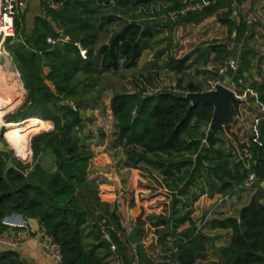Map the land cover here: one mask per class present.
Here are the masks:
<instances>
[{
	"label": "trees",
	"instance_id": "obj_1",
	"mask_svg": "<svg viewBox=\"0 0 264 264\" xmlns=\"http://www.w3.org/2000/svg\"><path fill=\"white\" fill-rule=\"evenodd\" d=\"M188 1L61 0L57 8L41 2L42 8L33 16L31 28L26 31L19 15L14 36L6 37V41L16 38L7 49L18 66L26 91L23 104L7 121L26 123L35 130L39 121L24 119L37 117L50 121L52 127L31 139V163L16 162L8 151L0 149V220L11 211L37 219L60 245L63 264H110L112 253L109 242L100 237L102 226L107 227L116 243V254L122 264H133L131 247L136 250L139 264H161L152 261L156 255H149L141 243L131 246L126 235L123 240L115 237L119 205L116 196L110 202L101 201L97 185L88 179L91 156L80 138L87 123L82 110L96 100L104 73L138 66L155 34L147 18L161 15L160 20L167 25L172 19L170 12L180 10ZM221 1L231 5V0ZM218 2L211 0L202 10L178 12L175 17L212 11ZM228 13V10L223 12L225 16ZM223 18L232 26L227 17ZM49 36L55 39L54 43L47 42ZM78 44L86 49L85 58L80 55ZM248 52L238 60L231 80L236 82L238 95L246 87L254 95L247 94L238 109L229 105L223 130L215 134L203 154V140L212 117L211 105L192 106L182 94L167 88L145 95V87L139 89L137 84L134 91L115 92L110 97L114 122L108 148L120 151L122 167L131 169L132 174L135 170L147 171L149 167L158 171L159 183L170 200L169 212L144 215L143 210L134 208L135 198L129 191L121 199L132 213H137L131 225L138 236L144 234L140 227L149 222L159 250L166 236L173 237L178 251L172 264H194L205 256L206 237L191 219L192 205L198 196L224 197L241 186L255 188L248 202L238 209L236 216L213 218L208 226L231 231L229 242L218 248L223 264H264V72L250 73ZM199 54L195 59L198 64H217L209 75L214 77L228 51L223 42L215 41ZM190 58V55L170 57L165 69L182 73L188 68ZM158 76L156 70L138 75L145 85ZM182 82L178 77L175 88L192 92L201 89L191 82L185 87ZM20 101L21 98L15 107ZM241 116L244 119L239 121ZM237 122L245 141L237 143L232 133L222 141L226 150L215 149L217 139L222 140L224 133L230 132L231 125ZM12 131L7 130L5 137ZM30 136L16 134L23 156L30 151ZM13 148L18 155L16 147ZM46 152L53 159L50 168L39 164ZM249 173L254 174L252 181H247ZM197 186L199 192L190 193ZM185 223L189 226L179 230ZM0 264L24 263L14 251L3 250Z\"/></svg>",
	"mask_w": 264,
	"mask_h": 264
},
{
	"label": "rangeland",
	"instance_id": "obj_2",
	"mask_svg": "<svg viewBox=\"0 0 264 264\" xmlns=\"http://www.w3.org/2000/svg\"><path fill=\"white\" fill-rule=\"evenodd\" d=\"M41 1V0H40ZM261 1V0H259ZM42 6V5H41ZM23 11L20 14V19L22 18V23L25 26L26 31L31 28L32 18L35 15L36 8L33 6L24 7ZM253 11L258 16V21L250 26L248 32L251 33L242 40H235L230 38V34L227 33V27L225 24H221L217 17H212V11H206L204 13L198 15H188L184 18L176 19L171 21L169 20L168 24L165 25L164 22L160 20L161 15H157L154 17L147 18L153 25L154 29V37L151 40L149 48L143 53L138 66L135 69L131 70H120L116 73L107 72L101 76V83L99 93L96 96V100H94L89 107L82 110V115L86 119V126L83 128L82 132L87 133L90 129L97 137L99 136V131L104 130L107 127L110 129V132L113 128L112 120L108 119V116H111V112L108 110L109 108V98L113 93H123V92H131L135 90V85H139V89H147L161 86L163 89L168 87H176V82L178 77L183 79L182 85L186 87L188 83H194L203 87L206 79L209 78L211 74V69L217 64H211L213 67L209 70L204 69L201 64L195 62L196 56H199V53H202L203 48H205L208 44L220 41L224 42L227 39H232L236 42V48L234 51L235 56L238 60H241L242 54L249 50L250 53V65L251 70L250 73L256 75V73L261 70L264 72V3L263 1L257 2L256 6L252 8ZM38 11V10H37ZM40 12V10H39ZM245 25V24H244ZM16 40L15 37L12 38L11 41H6V38H1L0 36V44L2 49L8 52L11 55V62L6 63V61L0 62V73L6 76L7 80H3L0 77V117L2 115L3 121H0V149L6 150L12 156L14 161L19 163H31V139L37 135L38 133L45 131L43 129L47 128L48 124H51L48 120L39 119L37 117H31L24 120L29 119H38L39 124L35 130H32L28 124L22 122H12L9 123L7 121V117L15 114L20 106L23 104L26 91L23 88L20 72L18 66L13 58V55L10 53L9 49H7V45L14 42ZM101 41L104 38L100 39ZM83 47V46H82ZM185 55H190L191 58L188 61V68L182 73L176 74L175 72L166 70V60L170 57L175 59L182 58ZM10 64V65H9ZM263 65V66H260ZM148 70H152L158 72L159 76L152 81L151 84H143L139 79L138 75L142 72H147ZM8 71V72H7ZM11 71V72H10ZM10 72V73H9ZM208 72V73H207ZM0 74V75H1ZM13 74V75H12ZM8 76V77H7ZM9 78V79H8ZM2 79V80H1ZM5 81V82H4ZM11 83L9 87L6 88V82ZM11 81V82H10ZM3 84V85H2ZM235 80H231L228 82L229 87L235 88ZM150 86V87H149ZM4 87L6 89H4ZM103 87V89H102ZM147 87V88H146ZM145 91V90H144ZM237 94V93H236ZM250 94V92H247ZM246 94V95H247ZM238 95V94H237ZM246 95L242 97H246ZM21 98V101L18 106L15 107L17 101ZM15 107V108H14ZM14 108V109H13ZM12 110V111H11ZM7 113V114H6ZM44 121V122H41ZM21 121V120H17ZM208 128V127H207ZM206 128V131H207ZM13 130L11 133L7 134L5 137V132L7 130ZM203 128L202 130H204ZM232 129V128H231ZM230 131V130H229ZM234 131L224 133L222 140H218L215 143V149H225L227 146H224L222 141L226 139V137H230ZM81 132V133H82ZM17 133H22L24 135H30L29 139V153L26 156H23L20 152L19 145L15 139ZM111 134V133H110ZM233 138V136H232ZM10 142H9V141ZM11 143V144H10ZM237 143H240L238 140ZM16 147L18 155L13 146ZM208 147V144L205 142L203 146V153H205V149ZM23 158V159H22ZM44 166H48V160L43 161ZM119 163V162H118ZM136 177L134 179V183L132 186H125V192L122 191L121 197L130 192V196L138 193L139 201H143L147 199L150 195V198L154 200L151 204V212H148V215L160 214V213H168L169 207V198L166 196V192L162 188L159 183L160 175L158 171L154 168L149 167L147 171H139L136 172ZM141 175V176H139ZM126 180V179H125ZM127 183V182H126ZM137 190V192H136ZM192 192H199L198 186L189 190ZM147 197V198H145ZM181 199H184L181 197ZM219 209V206H213L209 211L212 210L211 213H216ZM154 212H153V211ZM193 211V210H192ZM208 211V212H209ZM207 212V213H208ZM213 217V215L211 216ZM210 218L207 219V221ZM147 231H151L153 234V229L150 226L149 222L146 223ZM207 229L203 226L201 229L204 233H208L204 231ZM210 234V233H208ZM207 242V241H206ZM207 252L205 255L209 258H212L216 253L215 248L211 243L207 242Z\"/></svg>",
	"mask_w": 264,
	"mask_h": 264
},
{
	"label": "crops",
	"instance_id": "obj_3",
	"mask_svg": "<svg viewBox=\"0 0 264 264\" xmlns=\"http://www.w3.org/2000/svg\"><path fill=\"white\" fill-rule=\"evenodd\" d=\"M261 1H263L264 3V0H261ZM261 1L259 0H237L238 12L236 15L233 16L231 13V5L221 3L223 1L219 0L218 4L212 10L211 15L212 17L216 16L221 24H225V26L227 27V33H228V30L230 29V36H229L230 38L240 41L244 39L245 36L247 37L251 33L250 31L248 32V29L250 27L247 26L245 22V15L247 11L252 10V8L256 6V3L261 2ZM30 6H33L36 8L37 13L35 14H38L39 10H41L42 8L40 0H26L25 7L26 8L28 7L29 9ZM227 10L229 13L227 14V16H225L223 12H226ZM223 17H227L232 22V26H228V22L225 21L226 19ZM172 18L176 19V17H172ZM211 57H212V54H210L209 58ZM211 64L212 63L208 62L206 66L202 64L201 65L204 67V69L209 70L213 67V65ZM260 66H263V65H260ZM244 75L246 76V74ZM247 92H250L251 95H254V92L248 87L244 89L241 95L245 96ZM241 95H239L240 96L239 99L241 100L245 99ZM108 119L112 120V123L114 122L112 113H111V116L110 115L108 116ZM243 119H244V116H241L239 118V121ZM239 125H240L239 122L231 125V128L234 129L233 138L236 137L240 142H243L245 141V138L243 135V129H237ZM51 127H52V123L47 127V129H44V130H49L51 129ZM231 128H230V131H232ZM89 131L93 132L92 129H90ZM89 131L87 133L82 132V134L80 135V138L83 144L86 146L91 156L89 159L88 179L93 180L94 183L97 185L99 199L103 202H110L114 199V197L118 194V192L120 191L125 192L124 187L126 185L129 186V188L127 189L130 190V186H132L133 183L135 182L134 179L137 176L136 172H139V170H135L134 174H132L131 169L122 167L121 163L123 160V156L120 153V151L118 149L108 148V142H109V139L111 138V135H110L111 132L108 127L107 129L105 128L104 130L99 131L98 137L94 134L95 132L90 133ZM45 159L48 160L49 162L47 167H45L43 163ZM52 163H53V159H52L50 152H46L41 155L39 159V164L42 167L50 168ZM254 191H255V188L253 189L251 188V186H241V187L236 188L229 195L224 196V197L220 196L219 194H216L212 197L208 196L207 194H201L200 196H198V198L194 201L192 205L193 211L191 213V219L193 222H195V225L200 230V233L204 237H206V241L211 243V245H213L216 253L214 254L212 258H209L205 255L204 258L198 259L194 264H223L224 263V259L220 256L218 252V248L223 245H226L229 242L231 231L229 229L209 228L208 222L213 218L221 219V218L228 217V216H236L238 209L242 205H244L246 202H248L249 198L251 197ZM150 196L148 198L145 197L147 199L143 201H139L138 193H135L134 198H135L136 205L134 206V208L136 210L141 209L144 211L143 213L144 215H148V212H151L149 208H151V204L154 202V200H152ZM119 201H120L118 204L119 205L118 207L119 216L127 220V223H128L126 232L124 233V236L125 235L127 236L128 229L130 227L133 228V226L131 225V221L133 220L132 217L134 214H137V213H132V211H130L126 207L122 199H120ZM216 205L219 206V209L216 211V213H210V215L208 216V218L210 219L208 221H205L204 219L206 218L207 214H209L207 212L211 208H213V206H216ZM160 214L165 215L166 213H160ZM212 215L213 217H211ZM146 225L147 224L140 227V229L144 231V234L142 236H139L141 238V241L139 243L142 244V247L144 248L146 252L147 250H149L148 251L149 255L151 254V256H154L158 253L159 246L157 244L154 234H152L151 231H147ZM188 226L189 224L185 223L183 226L179 228V230L185 229ZM203 226L207 228L204 231H207L210 234L204 233L201 230ZM28 234L30 235V237H32V239L29 242L20 245L14 250L17 257L24 264H55V261L48 255L42 243L37 239V235L34 233V231L32 230L28 231ZM131 246H134V245H131ZM128 250H130V248H128ZM206 252H207V244H206L205 253ZM110 264H112V262H110Z\"/></svg>",
	"mask_w": 264,
	"mask_h": 264
},
{
	"label": "built area",
	"instance_id": "obj_4",
	"mask_svg": "<svg viewBox=\"0 0 264 264\" xmlns=\"http://www.w3.org/2000/svg\"><path fill=\"white\" fill-rule=\"evenodd\" d=\"M43 5L50 8H57L61 0H41ZM211 0H189L186 2L180 10H173L170 12L172 17H175L178 12L184 13L190 10H202L205 6L209 5ZM26 0H0V36L1 38H6L9 36H14L15 34V21L16 18L21 14L25 7ZM238 12L237 0L231 1V13L236 15ZM258 21L257 14L248 10L245 15V22L247 26H252ZM47 42L54 43L55 39L52 37L46 38ZM225 48L228 51L227 58L224 62L215 70V76L206 79V82L199 91L194 92H204L213 91L217 85H223L234 91L236 94V89L229 87L228 82L232 77L238 67V58L235 56L234 51L236 48V42L232 39H227L224 42ZM80 55L86 57V49L78 44ZM168 90L173 92H178L184 97L187 93L192 92L188 89H177L175 87H169ZM163 87L157 86L152 88H147L144 91L145 95H152L163 91ZM239 98L240 96L236 94ZM205 143V140H203ZM254 179V174L249 173L247 181H252ZM122 191L118 192L116 195V203L119 204L120 196ZM212 212L209 211L204 219L207 221L208 216ZM204 221V222H205ZM2 229L0 230V252L3 250L14 251L17 247L22 244L29 242L32 237L28 234L31 228L28 224L27 217L20 211H11L6 213L0 220ZM39 223V222H38ZM119 228L114 229L113 233L118 240H123L124 231L127 229V220L120 217ZM37 235V239L42 243L44 249L48 255L55 261V264H63V255L61 252L60 245L47 233L46 227L39 223L37 230L34 232ZM100 237L102 240L109 242V249L112 253V264H122L120 258L116 254V243L111 238L110 232L106 226L100 228ZM178 251V246L174 243V239L171 236H166L161 250L158 251L152 261L161 264H172L174 255ZM130 253L133 257V264H139L137 259L136 250L131 247Z\"/></svg>",
	"mask_w": 264,
	"mask_h": 264
},
{
	"label": "water",
	"instance_id": "obj_5",
	"mask_svg": "<svg viewBox=\"0 0 264 264\" xmlns=\"http://www.w3.org/2000/svg\"><path fill=\"white\" fill-rule=\"evenodd\" d=\"M2 61H4V58L1 56L0 62ZM185 99H187L192 106L202 103L209 104L213 107L212 117L205 137V142L208 145L212 142L215 134L223 130V119L229 105L238 109L241 102V99L236 96L233 90L223 85H217L213 91L189 92L186 94ZM27 221L31 230L35 232L39 225L37 219L27 218ZM127 238L131 245H136L141 241V238L132 227L128 229Z\"/></svg>",
	"mask_w": 264,
	"mask_h": 264
},
{
	"label": "bare ground",
	"instance_id": "obj_6",
	"mask_svg": "<svg viewBox=\"0 0 264 264\" xmlns=\"http://www.w3.org/2000/svg\"><path fill=\"white\" fill-rule=\"evenodd\" d=\"M3 57L4 58V60L6 61V63H10L11 62V60H12V58H11V55L8 53V52H6L5 50H3L2 49V46H1V44H0V57ZM10 65V64H9ZM8 72V71H7ZM11 72V71H10ZM9 72V73H10ZM1 74V73H0ZM13 75V74H12ZM0 77H2L3 78V80H7L6 79V76H4L3 74H1L0 75ZM8 77V76H7ZM9 79V78H8ZM2 80V79H1ZM5 82V81H4ZM11 82V81H10ZM3 85V84H2ZM11 85V83H9L8 81L6 82V88L7 87H9ZM5 87H4V89H6ZM29 120H38V119H29ZM28 120H26L25 122H27Z\"/></svg>",
	"mask_w": 264,
	"mask_h": 264
}]
</instances>
